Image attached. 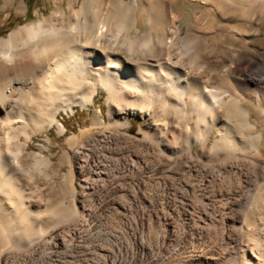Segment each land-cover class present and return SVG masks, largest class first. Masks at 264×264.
Instances as JSON below:
<instances>
[{"label":"bare ground","instance_id":"6f19581e","mask_svg":"<svg viewBox=\"0 0 264 264\" xmlns=\"http://www.w3.org/2000/svg\"><path fill=\"white\" fill-rule=\"evenodd\" d=\"M199 1H70L0 39V264H264L240 235L264 206V0ZM51 129L59 159L28 153Z\"/></svg>","mask_w":264,"mask_h":264},{"label":"rangeland","instance_id":"374dc122","mask_svg":"<svg viewBox=\"0 0 264 264\" xmlns=\"http://www.w3.org/2000/svg\"><path fill=\"white\" fill-rule=\"evenodd\" d=\"M10 1L12 2V5H10ZM70 1H72L73 7L75 9H78L81 3L85 0H57V2H55L54 0H0V33L5 32L3 36H0V39L7 38V35L11 31L18 29L19 27L36 23L41 20H49L52 15H54L60 10H64L65 13L68 14L69 11L68 5ZM126 1L128 2L129 5H131L132 0H126ZM142 4L145 5L147 4V2L145 1ZM179 10L181 11L183 18L180 20L181 22L178 23L177 25L183 34L188 32V30L190 29H195L196 27H200V26L190 25L191 17L193 15H198V13H200V8L193 7L191 3H185L179 6ZM138 14L140 13L139 10L137 9L136 11L133 12L132 17L134 16V18L136 19V17H138ZM145 18L146 16L143 14L142 15L143 24H140L139 21L137 20L138 33L149 30V27L144 24ZM222 19H224V17L222 18L219 17L217 21L221 23ZM162 21L168 22V19H163ZM110 28H111L110 30L111 32H109V34L114 35L116 33V26L114 24H111ZM149 54L151 53L148 50H144L143 56H147ZM105 101H106V94L104 92L98 93V95L95 98V108H99L104 114L106 109ZM75 110L76 111L73 114H69L68 116L62 114V119H60L62 124L65 126L68 134L71 133L72 131H77L78 124H83L85 126L88 124V113H89L87 112L88 110L80 109L79 107H75ZM252 111L253 112L251 113V119L253 121L254 120L257 121V129L253 131L254 133L252 132V135L258 134V132H260L261 130L262 132L261 151L264 154L263 114L259 112L257 108H253ZM129 120H130V127L128 128L127 131L130 134L135 133L140 128L147 127L146 125L148 121L146 119L141 120L136 115L133 116L129 115ZM47 139L50 140L51 142V148L47 152L52 153L54 159L58 160L62 153V147L65 145V143H64V137L58 136L53 129L43 134L42 136L33 138V142L30 144L27 152L28 153L34 152L36 150V145L41 144V140H47ZM195 150H196V146L193 148V152H195ZM26 162L29 163L28 158L26 159ZM262 165H264V162L262 163ZM64 172H65V168L61 170V173ZM43 182L44 181H41L40 183ZM261 191H262L261 189H258L257 192L256 191L254 192L256 193V195H259L262 193ZM258 204L260 203H257L256 205L255 203L253 204V207L250 210L248 218L245 220L246 225L244 223L243 226L244 230L242 229L240 232L241 237L243 236L242 240L243 239L245 240V241L243 240V242L244 243L246 241L249 242V243L246 242L249 247L257 244L256 242L258 239L261 241V242L258 241V244L264 243V206L262 204L261 205ZM48 219L49 218H47V220ZM52 220L50 221L49 219L48 221L52 222ZM249 234L251 235L249 236ZM253 242L254 244L252 245Z\"/></svg>","mask_w":264,"mask_h":264},{"label":"trees","instance_id":"16d2710c","mask_svg":"<svg viewBox=\"0 0 264 264\" xmlns=\"http://www.w3.org/2000/svg\"><path fill=\"white\" fill-rule=\"evenodd\" d=\"M4 34H5V32H1V33H0V36H3Z\"/></svg>","mask_w":264,"mask_h":264}]
</instances>
